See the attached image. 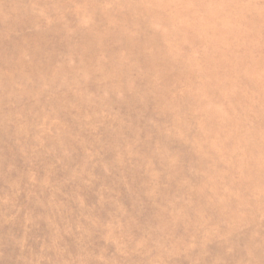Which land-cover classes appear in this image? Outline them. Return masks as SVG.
I'll return each instance as SVG.
<instances>
[{"label": "rangeland", "instance_id": "rangeland-1", "mask_svg": "<svg viewBox=\"0 0 264 264\" xmlns=\"http://www.w3.org/2000/svg\"><path fill=\"white\" fill-rule=\"evenodd\" d=\"M0 264H264V0H0Z\"/></svg>", "mask_w": 264, "mask_h": 264}]
</instances>
